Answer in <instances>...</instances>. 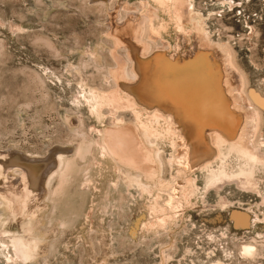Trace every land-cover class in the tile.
<instances>
[{"label": "rangeland", "instance_id": "374dc122", "mask_svg": "<svg viewBox=\"0 0 264 264\" xmlns=\"http://www.w3.org/2000/svg\"><path fill=\"white\" fill-rule=\"evenodd\" d=\"M161 1L0 0V157L44 159L69 150L66 169L35 194L29 211L22 202L10 209L1 204L0 186V264H264V162L259 160L264 159V106L250 98L260 119L248 150L254 157L233 153L225 160L235 171L252 172V188L231 179L212 182L198 169L190 180L182 179L178 166L166 162L171 150L163 140L159 176L165 183L183 180L174 183L178 188L170 200L173 185L151 193L129 187L99 155L96 130L109 126V111L96 118L82 96L89 88L106 91L114 85L112 15L118 11L116 19L123 21L124 4L143 14L141 5L148 3L167 50L175 51L181 24L173 1ZM189 2L195 21L225 55L223 68L230 71L228 58L245 92L264 98V0ZM184 24L188 45H194L193 25ZM147 41L152 51L162 45ZM125 52L118 50L126 59ZM250 127L247 121L248 134ZM18 170L7 172L8 188L16 192L23 190ZM234 211L248 216L246 225H236ZM143 217L146 224L139 227ZM14 236L36 239V255L11 260Z\"/></svg>", "mask_w": 264, "mask_h": 264}, {"label": "bare ground", "instance_id": "6f19581e", "mask_svg": "<svg viewBox=\"0 0 264 264\" xmlns=\"http://www.w3.org/2000/svg\"><path fill=\"white\" fill-rule=\"evenodd\" d=\"M171 1L175 4L173 13L179 23L193 25L196 33L194 45H188L186 32H182L180 25L175 51H168L169 43L161 36V28L155 23V9L148 3L141 5L145 10L143 14L124 4L127 15L123 21L116 19L118 11L112 15L114 22L110 25V34L115 46L111 55L117 67L109 76L114 85L106 91L89 88L87 95L82 96L90 108L89 112L96 118L101 117L103 109L109 111V126L96 130L95 144L99 155L111 164L117 180L128 186L151 193L155 188L165 190L173 185L170 200L178 188L174 183L180 180L179 176L190 180L195 169L204 171L212 182L231 179L252 188L256 186L252 172L235 171L225 160L233 153L245 159L254 155L248 150H253L252 133L260 119L258 109L250 106V98L261 106H264V98L254 91L249 95L245 92L244 81L228 58L230 71L223 68L225 55L195 21L189 0ZM145 34L147 40L159 41L162 45L150 50ZM119 49L126 51L127 60L118 53ZM124 112L132 114L133 119L125 120L121 114ZM247 121L251 124L250 134L246 133ZM163 140L171 150L167 164H176L177 174H181L171 183L163 182L159 176L165 160L158 143ZM68 153L69 150L59 149L44 159L13 153L1 156L0 186L5 192L1 204L10 209L14 203L22 202L24 210L29 211L35 194L47 188L51 179L59 177L66 169ZM259 160L264 162L263 157ZM212 162L216 163L215 168L211 167ZM102 166L103 162L100 169ZM15 169H19L15 173L20 174L23 182V190L19 192L8 188L7 172ZM174 193L178 196L177 192ZM158 201L159 196L154 206ZM153 211L158 213L156 208ZM146 219L137 222L139 227L146 224ZM233 219L236 225H246L248 216L234 211ZM9 240L14 262L36 255V239L14 236ZM245 250L252 251L250 248Z\"/></svg>", "mask_w": 264, "mask_h": 264}]
</instances>
